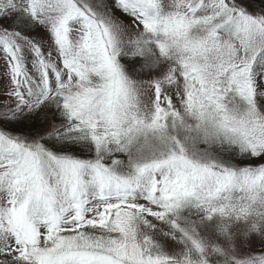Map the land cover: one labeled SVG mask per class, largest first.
Returning a JSON list of instances; mask_svg holds the SVG:
<instances>
[{
  "label": "snow or ice",
  "instance_id": "6c2138e0",
  "mask_svg": "<svg viewBox=\"0 0 264 264\" xmlns=\"http://www.w3.org/2000/svg\"><path fill=\"white\" fill-rule=\"evenodd\" d=\"M0 87V264H264V0H0Z\"/></svg>",
  "mask_w": 264,
  "mask_h": 264
},
{
  "label": "trees",
  "instance_id": "16d2710c",
  "mask_svg": "<svg viewBox=\"0 0 264 264\" xmlns=\"http://www.w3.org/2000/svg\"><path fill=\"white\" fill-rule=\"evenodd\" d=\"M37 123H39V121H37ZM15 131H27L28 129L26 128H18V129H14Z\"/></svg>",
  "mask_w": 264,
  "mask_h": 264
},
{
  "label": "rangeland",
  "instance_id": "374dc122",
  "mask_svg": "<svg viewBox=\"0 0 264 264\" xmlns=\"http://www.w3.org/2000/svg\"><path fill=\"white\" fill-rule=\"evenodd\" d=\"M2 91H3V89H2V87H0V93H2ZM0 98H2V96H0Z\"/></svg>",
  "mask_w": 264,
  "mask_h": 264
}]
</instances>
